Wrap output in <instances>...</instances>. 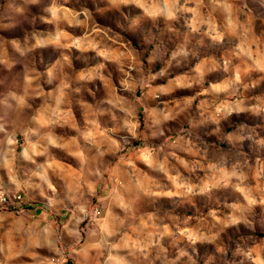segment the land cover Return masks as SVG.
<instances>
[{"label":"clouds","instance_id":"9594fccd","mask_svg":"<svg viewBox=\"0 0 264 264\" xmlns=\"http://www.w3.org/2000/svg\"><path fill=\"white\" fill-rule=\"evenodd\" d=\"M0 264H264V0H0Z\"/></svg>","mask_w":264,"mask_h":264}]
</instances>
